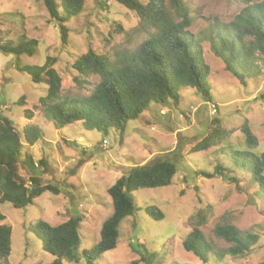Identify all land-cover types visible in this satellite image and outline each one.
<instances>
[{
  "label": "rangeland",
  "instance_id": "obj_1",
  "mask_svg": "<svg viewBox=\"0 0 264 264\" xmlns=\"http://www.w3.org/2000/svg\"><path fill=\"white\" fill-rule=\"evenodd\" d=\"M262 1L250 0L248 4ZM185 2L194 18L187 29L200 40L209 66L211 99L205 100L193 88H180L177 105L150 102L137 118L126 122L120 139L115 130L104 134L87 130L80 122L55 126L39 107V99L46 94V84L33 82L18 66L42 65L51 56L55 58L53 68L62 77L61 94L85 96L99 77L90 75L81 86L73 81L75 71L71 64L80 54L92 49L109 60L117 59L137 49L153 29L141 28L135 12L116 0H84L82 11L76 15H67L61 10L68 28L64 43L59 24L49 18L43 0H0V43L16 45L29 38L38 41L36 52L31 56L0 52V115L9 117L20 131L25 126H37L41 130V138L30 152L35 161L45 159V164L40 166L42 183H51L60 189L58 194L43 192L25 208L0 202L4 217L0 224L11 227L7 264L49 263L54 256L42 250L28 225L37 219L56 225L71 215L82 216L77 247L81 259L78 263L64 261L63 264H86L82 250L98 241L101 224L112 212L107 188L127 167L163 156L176 165L171 183L132 192L136 211L120 222L116 247L103 252L92 264H148L141 260L145 252L157 255L159 262L154 264H252L264 260L261 213L264 200L256 193V183L240 172L236 173L238 181L196 173L212 172L218 160L224 166L231 165L223 153L229 147H246L239 129L244 121L257 139L253 151L264 150V64L257 62L256 71L245 77L242 84L209 51L204 36L213 22L232 21L247 1ZM21 98L24 103H17ZM26 109L32 111L31 119L25 117ZM214 118L229 135L207 149L192 151L213 126ZM19 173L27 177L21 165ZM206 203L213 206V212L201 230L213 245V251L203 262L184 250L182 239L191 229L188 217ZM150 205L160 209L161 219H153L146 213ZM218 223H231L244 233L257 234V244L247 254L231 255L228 252L231 243L213 233Z\"/></svg>",
  "mask_w": 264,
  "mask_h": 264
},
{
  "label": "trees",
  "instance_id": "obj_2",
  "mask_svg": "<svg viewBox=\"0 0 264 264\" xmlns=\"http://www.w3.org/2000/svg\"><path fill=\"white\" fill-rule=\"evenodd\" d=\"M135 12L141 28L153 31L135 49L117 59L109 60L104 54L92 49L80 54L71 64L75 73L73 81L81 86L86 77L97 75L99 80L88 95L69 97L61 94L62 77L53 68L55 58L47 56L42 65L18 66L27 72L31 80L46 84V94L39 99V107L55 126L63 127L81 122L87 130L107 134L109 130L119 133L120 139L128 120L137 118L150 104L177 105L180 88H193L205 100L211 99V85L208 81L209 66L204 59L200 40L187 29L194 18L185 0H116ZM247 4L228 23L213 22L207 28L205 38L209 51L220 58L226 71L245 84V77L256 71V63L264 64V1ZM48 16L59 24L61 40L66 43L68 28L65 15H76L83 9L84 0H43ZM38 41L24 39L16 45L0 43V52L14 55H33ZM17 103H24L21 98ZM26 118L32 111L24 110ZM213 126L198 141L192 151H200L216 145L226 138L229 131L222 128L220 121L213 119ZM246 147L228 148L226 154L231 162L224 166L218 160L212 172L196 171L205 177L219 176L238 181L237 172L246 174L257 185V195L264 200V150L256 153V136L248 122L240 126ZM41 138L37 126H25L20 131L12 120L0 115V202H10L16 208H25L45 191L58 194L60 189L51 183H42L40 166L45 159L35 161L31 146ZM27 171L24 178L19 166ZM176 172V165L166 157H157L147 163L127 167L114 183L107 188L111 198L112 212L102 222L98 241L82 250L86 264H92L103 252L116 247L119 224L137 207L132 192L140 188L166 186ZM146 213L153 219H161L163 213L155 205L147 206ZM213 212V206L206 203L197 207L187 219L190 231L182 239L185 251L193 253L206 262L213 251V245L205 237L201 226ZM264 216V208L261 210ZM0 213V220H3ZM81 215H71L56 225L37 219L29 223L28 229L38 238L42 250L54 258L46 264L78 263L77 252L80 241ZM213 233L231 243V255H244L257 244L259 236L244 233L231 223H218ZM11 250V227L0 224V262L7 264ZM141 260L148 264L158 263L155 253L141 254ZM264 264V260L252 263Z\"/></svg>",
  "mask_w": 264,
  "mask_h": 264
},
{
  "label": "built area",
  "instance_id": "obj_3",
  "mask_svg": "<svg viewBox=\"0 0 264 264\" xmlns=\"http://www.w3.org/2000/svg\"><path fill=\"white\" fill-rule=\"evenodd\" d=\"M102 143H104V144H105V143H106V140H102Z\"/></svg>",
  "mask_w": 264,
  "mask_h": 264
},
{
  "label": "crops",
  "instance_id": "obj_4",
  "mask_svg": "<svg viewBox=\"0 0 264 264\" xmlns=\"http://www.w3.org/2000/svg\"><path fill=\"white\" fill-rule=\"evenodd\" d=\"M30 119H31V118H30ZM80 123H81V122H80ZM33 145H34V144H33ZM33 145H32V146H33ZM32 146H31V147H32Z\"/></svg>",
  "mask_w": 264,
  "mask_h": 264
}]
</instances>
